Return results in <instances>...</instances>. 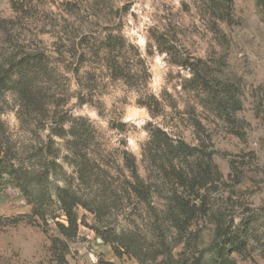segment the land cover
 Wrapping results in <instances>:
<instances>
[{"label":"rangeland","instance_id":"374dc122","mask_svg":"<svg viewBox=\"0 0 264 264\" xmlns=\"http://www.w3.org/2000/svg\"><path fill=\"white\" fill-rule=\"evenodd\" d=\"M210 12L208 0H0V76L25 59L40 92L29 108L12 88L0 94V135L10 147L0 177V264H66L50 251L56 222L67 223L57 191L88 193L91 177L118 190H110L104 222L76 208L80 226L68 239L67 264H264V0H234L220 30ZM191 67L207 76L222 110L199 103ZM155 125L198 145L217 181L191 232L159 222L174 260L140 262L118 252L106 231L128 227L134 211L140 244L147 252L162 247L148 214L128 199L122 158L124 150L136 155L141 175L157 182L162 208L175 184L144 157ZM21 168L40 184L34 195L47 193V220L22 191Z\"/></svg>","mask_w":264,"mask_h":264},{"label":"trees","instance_id":"16d2710c","mask_svg":"<svg viewBox=\"0 0 264 264\" xmlns=\"http://www.w3.org/2000/svg\"><path fill=\"white\" fill-rule=\"evenodd\" d=\"M234 0H208L209 7L211 9V17L213 18L214 30H220L219 22L225 21L226 18H231V12L233 8ZM107 47L110 50V54L115 49L116 44L113 43V38L109 37L106 42ZM113 60V61H112ZM112 68L123 74V71H118L116 66V59H112ZM11 68L3 71L0 76V94L4 93L9 88L16 90L22 100V107L29 108L32 104L37 102L40 92L32 83V64L27 60H21L12 63ZM114 64V65H113ZM31 66V67H30ZM192 76L189 79V89L199 93V103L206 107L210 102L216 104L217 102H223L218 100L212 90H209L207 76L199 71V67H191ZM128 80L127 78L125 79ZM128 82V81H127ZM154 98V97H153ZM148 106L149 103H146ZM218 110H222V107L217 103ZM227 111L224 104V112ZM228 114V112H227ZM229 115V114H228ZM19 117L23 118L22 113H19ZM74 120L70 117L62 122V127L68 121ZM1 123V120H0ZM198 126L202 125L200 121H197ZM234 131L237 133L236 129ZM74 134V135H73ZM72 136H77L76 133H72ZM0 135V177L5 171H3L8 162L10 147L7 145V138ZM76 138V137H75ZM76 142V141H75ZM74 142V143H75ZM76 144V143H75ZM74 148L73 150L75 149ZM74 152V151H73ZM75 153V152H74ZM144 157L148 158L153 165L157 174L161 175L163 180H171L175 184L173 190L169 191L166 196V201L162 208L155 202L154 194L158 188L157 182L148 181L144 178L139 170V164L137 157L134 153L128 150L122 151V158L124 161V167L127 171V194L128 199L131 202L140 204L142 210L148 214L149 224L155 225L156 232L158 224L162 219H167L172 223L173 228L178 230L181 234L189 231L194 222L201 216L208 213V192L213 190V184L217 181L214 173L216 165L211 159H206L198 145L190 144L182 137L176 134H172L168 128L160 125H155L150 129V138L143 147ZM76 155V153H75ZM79 157L78 155H76ZM25 179L21 183V189L29 195L30 199L34 203V214L40 218L46 219L47 210L44 204L45 195L47 194L43 190V195H34L32 187H38L40 184L38 181L33 180L29 171H25L23 168ZM80 178H84L82 167H80ZM219 172V171H218ZM222 176V174L219 172ZM47 177L49 173L47 172ZM92 189L90 192L81 193L72 189V186H66L59 188L57 191L58 199L61 209L66 216L67 223L57 221L59 226V236H55L51 239L50 251L54 259L60 263H66V252L68 249V239L77 235L79 231V217L76 213L78 206H83L87 210L96 215L99 222H104L110 213L112 205L110 204V186L106 185L99 177L92 179ZM94 187L96 190H94ZM116 190H112L115 195ZM33 192V193H32ZM47 192L49 190L47 189ZM33 194V195H32ZM112 195V194H111ZM131 210V209H130ZM133 210V209H132ZM129 226L117 231L116 229L111 232V229L106 231L107 239L114 244V247L118 252L128 253L133 255L140 262H144L151 258L153 261L164 255L171 260L173 257V247L168 246L167 237L163 231L158 232L156 235L158 238V245L162 246L160 249L152 251L145 250L136 236L135 219L137 213L130 212ZM2 219V217H0ZM56 218V217H54ZM18 219H14L13 222H17ZM107 224L103 225V228H107ZM97 232H100V228H96ZM235 241H232V244ZM147 252V253H146ZM168 260H162L160 264H169ZM194 264H201L200 261H195Z\"/></svg>","mask_w":264,"mask_h":264}]
</instances>
